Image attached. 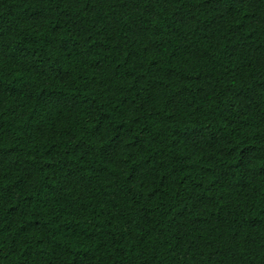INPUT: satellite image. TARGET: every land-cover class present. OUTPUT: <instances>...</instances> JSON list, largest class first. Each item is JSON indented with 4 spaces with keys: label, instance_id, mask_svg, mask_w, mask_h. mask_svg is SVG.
Listing matches in <instances>:
<instances>
[{
    "label": "trees",
    "instance_id": "1",
    "mask_svg": "<svg viewBox=\"0 0 264 264\" xmlns=\"http://www.w3.org/2000/svg\"><path fill=\"white\" fill-rule=\"evenodd\" d=\"M0 264H264V0H0Z\"/></svg>",
    "mask_w": 264,
    "mask_h": 264
}]
</instances>
